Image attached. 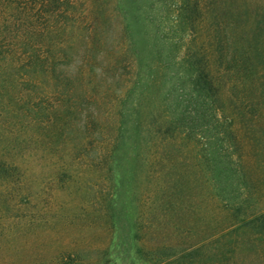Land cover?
Here are the masks:
<instances>
[{
	"label": "rangeland",
	"instance_id": "374dc122",
	"mask_svg": "<svg viewBox=\"0 0 264 264\" xmlns=\"http://www.w3.org/2000/svg\"><path fill=\"white\" fill-rule=\"evenodd\" d=\"M72 1L75 15L90 11L89 16L77 17L78 24L84 28L94 24L100 32V45L87 44L97 56L92 65L97 77L83 78L87 90L95 92L89 94L88 101L74 106L65 104L64 99L53 117L55 124H47L39 132L34 125L27 127V139L34 138L29 140L30 149L25 160L16 164L19 171L10 173L7 192H0V264H264V239L248 229L234 231L239 220L264 214V167L257 176L249 173L245 164L241 181L245 186L225 198L212 193L207 160L195 139L177 136L166 144H150L156 152L150 159L156 172L152 184L139 171L133 178L129 169L132 160L114 166L108 155L100 160L96 157L98 142L109 130L101 132L95 119L101 121L103 111L110 115L115 110V103L110 102L113 96L106 90L114 73L103 68L107 62L103 52L111 46V39L118 38L120 21L104 15L105 0ZM260 2L264 5V0ZM65 8L62 4L60 9ZM216 16V9L208 2L201 23L203 49L208 52L206 72L221 87L224 116L236 112L237 118L243 114L256 121L252 127L258 139L262 138L259 160L264 163V61L254 45L264 16L258 24L248 22L246 26L253 45L248 63L253 75L246 77L235 73L232 60L239 56L235 47L242 46V39L226 27L228 16L222 26ZM8 30L0 33L5 36L1 44L6 50L21 44L14 36L15 27ZM88 32L74 35L87 36ZM186 33L180 52L189 47L188 30ZM64 35L53 34L49 46L40 38L23 45L27 52L71 47V58L58 57L56 69L61 78L72 81L85 65L86 41L64 42L69 38ZM202 39L195 46H200ZM236 80L244 91L234 90ZM72 124L76 128L70 133ZM122 152L130 151L123 148ZM232 160L237 158L232 155Z\"/></svg>",
	"mask_w": 264,
	"mask_h": 264
},
{
	"label": "trees",
	"instance_id": "16d2710c",
	"mask_svg": "<svg viewBox=\"0 0 264 264\" xmlns=\"http://www.w3.org/2000/svg\"><path fill=\"white\" fill-rule=\"evenodd\" d=\"M208 2L216 9L218 25L222 26L223 18L228 16L230 24L226 27L233 36L242 39V46L235 47L239 56L232 59L235 73L242 72L245 77L253 75L248 66L253 45L246 26L248 22L258 24L260 16H264L260 0L104 1V15L115 16L120 21V33L103 52L107 62L102 67L106 73H114V80L106 84V90L113 96L110 102L115 103V110L110 111V115L108 111H101V121L95 119L101 132L109 130L108 136L98 142L96 157L100 160L108 155L114 166L119 163L123 166L125 161L132 160L129 169L133 178L139 171L152 184L156 172L150 159L156 152L151 151L150 144L154 141L166 144L177 136L195 139L203 159L207 160L212 193L226 198L245 186L241 182L245 164L249 173L257 176L261 173L264 163L259 160L258 144L262 138L258 139L255 134L253 118L246 119L243 114L237 118L236 112L229 116L222 114V90L206 72L208 52L203 49L201 36ZM62 4L69 6V13L68 8L60 9ZM88 11L75 15L77 9L72 0H0V33L1 30L9 33L8 29L13 26L14 36L21 42L6 50L1 44L5 36L0 34V192H7L10 173L19 171L16 164L25 160V152L30 149L29 140L34 138L27 139V127L34 125L39 132L47 124H55L53 117H57L64 99L65 104L74 106L88 101L89 94L95 92L87 90L83 78L97 77L92 73L97 56L90 52L87 44L100 45V32L94 24L84 28V24L77 21V17L88 15ZM87 29V36L74 35ZM222 29L226 43V30ZM257 29L258 42L254 41V45L258 50L256 54L264 61V23L258 24ZM187 30L189 47L180 52ZM61 31L69 37L64 42L72 43L79 38L86 41L82 55L85 65L72 81L61 78L56 69L60 62L58 57L71 58V47L24 50L23 42L36 38L51 45L53 34ZM201 39L200 46H195ZM225 50L227 53L228 48L223 46ZM227 64L228 58L225 68ZM236 81L237 84L232 85L234 90L244 91L240 80ZM72 126L70 133L76 128ZM123 148L130 152L123 153ZM232 155L236 161L232 160ZM237 223L234 231L248 229L264 239V214Z\"/></svg>",
	"mask_w": 264,
	"mask_h": 264
}]
</instances>
